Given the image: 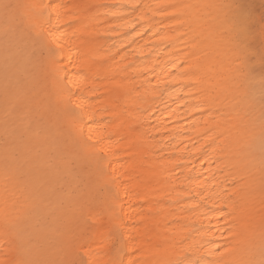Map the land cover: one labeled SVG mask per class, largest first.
Instances as JSON below:
<instances>
[{
  "label": "bare ground",
  "instance_id": "1",
  "mask_svg": "<svg viewBox=\"0 0 264 264\" xmlns=\"http://www.w3.org/2000/svg\"><path fill=\"white\" fill-rule=\"evenodd\" d=\"M101 1H108L113 6L108 9L97 8L95 2ZM11 2L29 5L38 0ZM123 2L124 0H44V3L58 6L61 13L60 23L54 26L58 28L56 35L62 37L59 42L66 46V55L58 57V63L67 68L71 78V83L64 81L72 92L68 106L58 101V90L52 87L50 76L47 80L43 78L44 70H41L36 81L24 82L22 88L11 83L6 92L3 41L0 39V241L4 239L5 217L16 220V231L23 233L25 227L36 221L38 211L51 212L50 221L62 213L68 224L67 229L80 217L82 206L84 211L91 208L90 200L86 205L80 196L85 192H93L96 165L94 161L85 158L81 151L82 133L84 138L91 136L93 143L99 141L96 143L97 151L108 150L104 153L107 156L105 163H111L105 171L109 174L108 179L115 181L112 184L113 193L118 195L117 215L126 240L127 255L125 253L124 264H133L132 258L128 257L136 245L132 240V222H136L135 219L141 222L148 219L138 206L139 200H144L147 206L156 207L159 211L153 220L156 227L146 228L144 224L136 228L140 237L139 252L143 257L139 264H168L177 255L181 259L187 258L193 264H247L253 252L258 251L260 234L264 230V212L260 203L264 181L261 180L258 145L254 166L250 163L252 158L243 149L252 135V129L244 118L248 101V97L244 96L245 85L254 88V83L245 80V73L246 79L256 82L258 78L251 73L247 56L241 64L229 42L232 13L228 10L219 8L209 9L207 13L197 12L196 18L188 26H175L174 31L161 32V35L169 36H175L177 32L182 34L181 39L165 42H161L153 34L169 28V21L166 22L162 15L152 17V11L149 10L151 6L158 4H236V0H140L145 7L132 16L116 7ZM85 6L91 7V13L87 20L79 23L77 17L85 12ZM164 10L165 16L176 21L172 9ZM28 11L26 8L20 9L25 15ZM110 12L119 14L113 16L109 15ZM142 13L148 19L139 22L140 27L133 24L136 32L140 33L139 36L120 27ZM104 15L106 18L110 17L118 31L115 35L117 38L112 43L127 44L138 56L146 55L145 59L137 60L126 69L120 68L115 61L110 62V69L100 66L98 60L106 55V50L112 44L95 37V29ZM55 19L53 16L54 22ZM3 25L4 17L0 14V32ZM102 31L112 34L106 26ZM125 31H129L131 39L123 34ZM185 32L189 35L183 36ZM244 43L249 49L247 41ZM169 61L177 63V67L173 68ZM193 65H199L198 69L194 70ZM181 72L183 74L177 79H172ZM96 75L112 78V81L108 78L103 99V102L110 103V113L115 117L112 123L101 121L105 106H98L99 102L89 99V95L95 93ZM133 76L135 79H132ZM135 84H138L139 90ZM153 92L155 94H151ZM145 94L149 101L148 108L141 99ZM59 95L68 96V93ZM48 98L54 100L53 107L46 106ZM114 98L120 103L113 105ZM213 102L234 106L231 122L226 125L231 131L227 139L221 137L215 143H206V120L214 114L207 110V106ZM76 104L81 105L76 110L81 113V118L74 121L72 110ZM60 114L64 118L62 124L55 121V117ZM43 117H50L53 124L41 126L39 119ZM28 125L32 131L25 133L24 129ZM21 133L24 134L22 143L27 145L26 151L30 150L33 154L39 151L41 158L51 160L53 164L69 162L74 156V164L70 165L74 177L77 172L86 169V163L89 162L95 173L84 175L83 190L67 195L66 189L69 185H74L75 180L65 179L64 173H57L55 168L14 177L6 190L5 149L8 148L11 152L22 147L19 140ZM58 139L67 147L55 154ZM201 144H204L203 148ZM158 151L162 152L159 153L161 156L166 151L174 158H158ZM213 154L222 158L210 163L206 156L212 157ZM177 161L182 162L179 168L174 166ZM228 179L240 182L229 187L226 183ZM45 182L49 199L43 203L37 201L33 207L29 192ZM25 184L30 185L29 191L21 193L20 189ZM111 193V190L107 191V197ZM176 195L179 197L175 198ZM159 196L173 199V204L178 209L187 205L191 212L185 218L193 222L194 226L181 227L175 222L170 227L164 226V219L168 216L165 201L157 203L155 200ZM201 196L205 199L201 200ZM223 196H230L231 200L222 201L220 197ZM217 208L231 211L232 215L221 216L214 211ZM170 215L173 219L174 216L181 215V211ZM59 225L61 227L60 223ZM145 231H150L149 243L144 238ZM99 236L101 232H98L97 237ZM58 237L57 231L46 230L42 241L46 250H50L49 247L52 246V253L46 257L54 261H57L56 253L60 249ZM209 249L215 251L209 252ZM18 250L13 243L6 256L2 250L0 259L16 264L18 259H22ZM88 260L92 264L95 255Z\"/></svg>",
  "mask_w": 264,
  "mask_h": 264
},
{
  "label": "snow or ice",
  "instance_id": "2",
  "mask_svg": "<svg viewBox=\"0 0 264 264\" xmlns=\"http://www.w3.org/2000/svg\"><path fill=\"white\" fill-rule=\"evenodd\" d=\"M119 10L132 16L134 12L140 11L145 6L140 3V0H124L123 3L116 5ZM21 8L28 9V13L22 14ZM170 8L173 10L174 17L176 19V27L184 28L190 24V22L196 18L197 12L207 13L209 9L223 8L232 13V23L229 28V42L231 43L237 59L240 60L241 64L244 62V58L249 54V50L245 47V43L249 39L255 38V34L248 32V27L252 23L251 15L246 11H240L238 5L233 3L224 4H208V3H169L163 5H153L149 9L152 11V17L163 15L162 9ZM91 13V7L85 6V12L77 17V22L83 23L89 18ZM0 14L4 17V25L2 32H0V39L3 41V72L5 80V91L7 92L8 87L11 83H15L18 88H22L24 82H34L41 75V70H44L43 78L45 80L51 77L52 87L58 90V101L68 106L70 97L72 95L71 89L64 83L68 80L71 83V78L68 75L67 68L59 65L58 57L66 55L65 45L59 41L62 39L61 36H57L56 32L58 28L54 25L60 23V11L58 6L50 3H44V0H38L37 3L29 5H20L12 3L11 0H0ZM119 13H109V15H118ZM53 16L56 17L55 22ZM148 19L146 14H141L138 17L127 20L122 26L125 30H130L131 33L139 36L140 33L136 32L133 24L140 27V23ZM173 26L169 28L161 29L154 33L161 42L171 41L174 39H181L182 34L177 32L175 36H169L167 34L161 35V32L167 33L168 31H174ZM124 35L128 36L129 31H125ZM189 33H183V36H188ZM259 38L264 40V27L259 32ZM194 39V37H192ZM155 46V45H154ZM145 47H148L147 45ZM143 55V52L140 53ZM71 62V57H69ZM171 63L173 68L177 67V63ZM131 64L125 65L130 67ZM199 65H193L194 70L198 69ZM183 72L178 73L177 76H173L175 80ZM248 83H257L253 80L246 79ZM163 83V81H161ZM259 94L257 97L256 90L249 88L245 85L244 96L248 97L246 111L244 118L246 124L252 129V135L248 142L243 145V149L247 151V155L252 158L250 161L254 166V161L257 155L258 145V158L260 162L261 180L264 181V81H259ZM143 86V85H141ZM135 90V87L132 89ZM67 92L68 96L59 95L60 93ZM151 94H155L154 92ZM258 103V107H257ZM81 105L76 104L75 109L72 110V119L74 121L81 118V113L76 111L80 109ZM207 110L214 112V115L206 120V128L204 135L206 136V143L211 141L215 143L217 139L227 137L230 134L231 129L226 127L231 122L230 117L233 115L234 106H228L225 104L209 103ZM210 121V122H209ZM7 122V121H6ZM32 131L31 126L25 127L24 132ZM39 135V130H37ZM22 147H18L16 151H9L5 149L4 156V183L5 189L10 181L17 176H28L34 174L36 170L52 169L55 168L57 173L63 172L64 178L76 180L75 187L72 191L79 189L78 177L73 176V169L71 168V162L63 164H53L51 160H44L41 158L39 151L33 154L30 150H25L27 145H23L24 134L21 133L19 136ZM96 143H99L97 141ZM96 143L92 142V137L88 136L84 138L82 133L80 137L81 151L85 158L94 161L96 165V185L94 187L110 191V186L115 183L114 180L108 179V173L105 171L106 167L110 166V161L106 164L107 156L104 154L108 150L101 149L96 150ZM204 144H201V148ZM221 151H224L221 148ZM222 157L206 156V159L211 163L213 160H219ZM179 168V165H174ZM239 180H233L232 184L239 183ZM232 184L229 187H232ZM199 187V186H198ZM30 185L25 184L20 189L21 193L29 191ZM227 190L225 189V192ZM30 196L33 200V207L36 202L45 201L49 199V192L46 189V182L41 183L34 187L30 192ZM189 194V193H186ZM197 194H199L197 192ZM190 195V194H189ZM195 199V197H192ZM85 204L87 205L91 199V193L85 192L80 196ZM118 195L111 193L109 197H106L104 206L99 211H93L90 207L88 211H84V207H81L80 217L75 221V224L67 228L62 229L57 219L50 221L48 219L51 212L42 213L37 212L35 224L31 226L30 230L20 233L16 231L17 221L5 217L4 227L5 234L4 239L0 241V249H3L4 255H7L9 248L15 243L17 249L24 253V258L18 259L16 264H78V257L83 255L87 258V264H89L88 258L93 257L96 250L91 247H84L83 244L90 238V234L94 233L98 229L104 227V217L107 215L112 223V227L106 233L105 238H110L113 235V229L120 228L122 225L119 223L120 217L117 215V204L116 200ZM205 197L201 196V200ZM222 201H230V196L220 197ZM219 215L226 216L232 215L231 211H222L221 209H214ZM96 217L97 219H92ZM80 218H83V226L80 224ZM46 230H55L59 233L62 243L67 245L69 251L59 259L58 261L51 260L45 256V245L42 242L45 238ZM11 232V235L9 233ZM261 242L259 244L258 251L253 252L252 257L247 261V264H264V230L261 232ZM64 237H70L64 240ZM210 243V241H206ZM65 249L62 247L61 252ZM209 252L215 251V249H209ZM0 264H9L7 259H0ZM92 264H96L95 261ZM107 264H122V261L111 259ZM168 264H193L192 261L187 258L181 259L178 255L175 259L168 261Z\"/></svg>",
  "mask_w": 264,
  "mask_h": 264
},
{
  "label": "rangeland",
  "instance_id": "3",
  "mask_svg": "<svg viewBox=\"0 0 264 264\" xmlns=\"http://www.w3.org/2000/svg\"><path fill=\"white\" fill-rule=\"evenodd\" d=\"M96 7L97 8H111L113 5L108 2V1H101V2H95ZM236 5H238L239 10H243L248 12L251 17H252V23L249 25L248 27V32L250 34H255V38L253 39H249L247 40V44L250 46L249 50V54L247 55L248 58V63H249V68L252 74H254L257 78L258 81H256L257 83H254L253 87L257 90V96L259 94V81H264V40H261L259 38V32L261 30L262 27H264V0H236ZM163 12H165L164 9H162ZM163 18L166 19V22L169 21V25L175 27L176 26V21H171V18L165 16L164 14L162 15ZM106 26L110 32H112V34L108 33H103V27ZM118 31H116V27L113 25V23L110 21V17L106 18V16H103V19L99 21L96 29H95V37L96 39L100 40V41H109L112 43V41L117 38L115 37L116 33ZM147 56H138L137 54H135L131 49L130 46L127 44H116V43H112L111 47L108 48L106 50V55L101 57V59H99V64L100 66H107V69H110L111 67L109 66L111 61H115V63L120 66V68L126 69L125 65L131 64V66L140 59H145ZM98 66V67H100ZM130 66V67H131ZM127 67V68H130ZM108 78L110 79V81H112V78L109 77H101L99 75L95 76V87H94V91L95 93H91L89 95V99L92 102H99L97 103L98 106H102L104 105V110L102 112H104V114L101 117V121L103 122H108V123H112L115 120V117L110 113V103H105L103 102V99L106 95V89L108 87ZM132 79H135V77L133 76ZM111 86V84H110ZM137 90L140 89V87L138 86V84L134 85ZM143 103L145 104V107L148 108L149 106V101L146 97V94L141 97ZM46 101V100H45ZM120 102L114 98L113 99V105H117ZM54 100L51 98L47 99L46 102V106H50L53 107L54 106ZM206 112V111H203ZM200 114V113H199ZM214 115V114H213ZM211 115V117L213 116ZM55 121L59 124H62L64 121L63 118V114H60L58 117H55ZM39 122L41 124V126H49L51 124H53L52 119L49 117H43L39 119ZM146 135L148 137H150L149 133H146ZM2 141V137L0 136V143ZM67 145L64 144L61 140L58 139L57 141V146L54 149V153L55 154H59L61 151V148H66ZM162 153L160 151H158V154ZM73 157L71 158L70 162L71 164H74V160ZM166 157V159H170V158H174L170 157L168 155V153L166 151H164V156H161L159 154L158 158H164ZM176 164H178L179 166L182 165V162L177 161ZM88 173H95L94 167L87 162L86 163V169L81 170L79 172H77L75 174V177H78L79 180V189H77L76 191H72V189L75 187L74 185H69L68 188L66 189V194L67 195H74L79 191L83 190L84 187V175L88 174ZM96 180V178H95ZM233 181V180H232ZM229 179L226 180L227 185L232 184ZM76 183V180H75ZM96 185V183H95ZM233 185V184H232ZM110 190L113 193L114 188L113 185L110 186ZM107 191L100 189V188H96L94 187L93 192L91 193V209H95V211H99L101 207L104 206V202L105 199L107 197ZM262 200H261V210L262 212H264V192H262ZM175 198L179 197V195L174 196ZM155 200L158 202H163L165 201V206H166V211H167V218L164 219V223L163 225L166 227H170L172 225V222H175L176 224L180 225L181 227H188L191 228L194 226L193 222L189 221L188 219H186L185 217L190 214L191 209L186 205V206H181L179 209L177 208L176 204H173L174 201L173 199L169 198L168 196H159L156 197ZM62 206V203L60 204V207ZM138 206L141 208L142 213H144V215L146 216V218H148L146 221L141 222L138 219H135L136 222H132V226H134V230L132 233L133 236V241L136 242V245L133 246L132 251L128 254V257L132 258V262L133 264H139L140 261L143 260V257L141 256L139 250V244H138V240L140 239V237H138V233L136 231V228L139 227L140 225L143 226L145 224L146 228H150V227H156L155 223L153 222L154 218L158 216L159 211L158 208L156 207H149L146 205V202L144 200H139L138 201ZM88 211V210H86ZM177 211H181V215L179 216H174L173 219H171L170 217L172 215H170V213H176ZM49 220L50 219V215L48 217ZM56 219L59 221V223L61 224V228L62 229H66V225L68 226V224L66 223L64 216L62 213H59L56 217ZM29 224V223H28ZM35 224V222L33 223V225ZM80 224L81 226H83V218H80ZM31 226L29 224L28 227H25L22 231L25 232V230H30ZM112 227V223L109 219V217L107 215H105L104 217V227L98 229L97 231H95L94 233L90 234V238L84 242L83 246L84 247H91L92 249L96 250L95 254V262L97 264H99L100 262L102 264H107L108 261H110L111 259H116L118 261H122V264H124V257L127 255L126 251V240L124 239V236L122 234V228H116L113 229V235L110 238H105L106 233H108L109 229ZM98 232H101V236H98ZM146 236L144 237L146 239V242L149 243L150 242V237H149V233L150 231H145ZM171 234V232H170ZM59 236V233H58ZM70 237H64V240L69 239ZM58 242V246H59V251L58 253H56V257H57V261L59 259H61L67 251H69L70 249H68L67 245L62 243V240L60 239V236L57 239ZM53 243V242H51ZM64 248L65 251L61 252V248ZM50 250H46L45 251V256H49L53 249L52 246L49 247ZM3 249H0V253L2 252ZM144 250V249H142ZM19 254L21 255L22 258H24V253L20 250H18ZM184 252V250H183ZM126 253V255H125ZM178 256V255H177ZM177 256H175L173 259H175ZM78 264H87L86 261V257H84L83 255H81L80 257H78Z\"/></svg>",
  "mask_w": 264,
  "mask_h": 264
}]
</instances>
